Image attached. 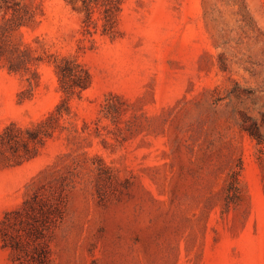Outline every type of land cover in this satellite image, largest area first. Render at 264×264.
Instances as JSON below:
<instances>
[{
  "label": "rangeland",
  "instance_id": "1",
  "mask_svg": "<svg viewBox=\"0 0 264 264\" xmlns=\"http://www.w3.org/2000/svg\"><path fill=\"white\" fill-rule=\"evenodd\" d=\"M102 1L10 0L3 15L19 2L34 13L12 41L36 64L20 74L1 61L0 134L62 102L61 58L92 84L40 155L0 165V221L58 183L67 202L50 264H264V173L250 135L264 139V0H120L112 34ZM0 264H15L1 235Z\"/></svg>",
  "mask_w": 264,
  "mask_h": 264
},
{
  "label": "trees",
  "instance_id": "2",
  "mask_svg": "<svg viewBox=\"0 0 264 264\" xmlns=\"http://www.w3.org/2000/svg\"><path fill=\"white\" fill-rule=\"evenodd\" d=\"M103 34H112L116 26V17L120 11V0H103ZM10 0H0V63L6 61L9 73L32 72L36 59L31 56V48L21 49L13 43L12 35L23 26L34 21V13L19 2L13 7V16H3L11 8ZM94 8L86 5L85 23H93ZM56 73L61 89L65 94L62 102L54 111L30 126L20 127L11 124L0 134V165L2 163L19 164L36 158L50 139L55 138L58 127L54 121L70 114V101L73 96L88 89L92 84L89 70L81 63L70 58H61L56 64ZM260 146L259 164L264 173V139L250 132ZM234 183H239L235 174ZM233 186V185H232ZM235 194V187H231ZM67 202L66 188L63 184L53 183L33 189L23 204L13 211L5 213L0 221V235L3 248L7 249L15 264H50V241L57 224L62 221Z\"/></svg>",
  "mask_w": 264,
  "mask_h": 264
}]
</instances>
